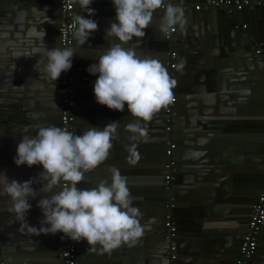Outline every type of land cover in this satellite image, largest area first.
I'll return each mask as SVG.
<instances>
[{
    "label": "crops",
    "instance_id": "0c3cea01",
    "mask_svg": "<svg viewBox=\"0 0 264 264\" xmlns=\"http://www.w3.org/2000/svg\"><path fill=\"white\" fill-rule=\"evenodd\" d=\"M258 1L264 2L262 0ZM197 4H202V2L194 3V7ZM76 7V15H83L85 18L90 19L94 17L92 20L98 24L97 30L92 33L89 40L80 45L81 49L79 51H75V55H81L82 58L87 56L86 61L87 63L90 62L87 67H89L92 65L91 61L96 63L103 51L114 42V38H108L105 35L106 25L108 22L111 23V21L106 22L109 16L106 13L109 9H105L102 5L100 9H93L94 15L88 17L86 12H83L78 6ZM189 10L188 8L183 9L185 17L194 15ZM203 12V9L198 11L194 8L197 24L201 23V20L202 24L208 22ZM33 25L35 26L24 25L28 28H25L22 33L26 32L20 49L13 46L14 39H12V45L9 40L4 38H1L0 42L3 44V51H8L6 58L8 64L12 69L19 70L22 75L26 76L34 93H37L32 94L34 100L30 98L33 101L32 110L35 113L42 114L37 109V97H41L42 93L46 91L45 87L47 85H52V81L47 78L46 73L43 71L44 65L47 63L44 51L46 48H60V43L58 31L52 30L50 22L46 18H44V23ZM42 31L45 32V36ZM174 35H180L178 25ZM136 42L134 38L129 46H133ZM1 49L2 47L0 52ZM136 50L141 57L146 55L159 60L161 63L164 59L160 46L152 42H148L145 50L137 48ZM96 79L97 76H93L87 71L79 84L78 100L79 104L84 106L81 111L79 134H82L88 126L103 129L111 122L117 123V130L111 139L108 159L93 172L86 174L81 187H93L91 185L94 180L97 182L107 178L105 174L115 168L126 178L127 186L132 191L134 183L129 182V178L154 179L153 177H156L155 174L158 172L155 167H159L163 162V113L160 110L154 114L151 121L145 123L134 120L129 115L127 106H125L123 112H117L97 104L93 92ZM16 83L21 84L22 81H16ZM260 90V96H262L260 104L259 98L258 103L253 97L251 100V103L255 104L258 109L260 108L258 122L256 123L257 130L264 129V86ZM58 93H60L58 90L53 91L54 96L51 97L53 101H59L60 96ZM238 98L242 101L245 99L244 96ZM51 99H46L43 102L38 101L37 104L41 111L50 112L53 105L50 102ZM227 103L230 106L225 105V107L231 113L237 105L229 102V99ZM55 112H57V109ZM211 115L207 116L205 121H201L197 129L196 124L195 126L193 124L187 126L186 122L182 120V126L186 130L196 131V134L187 133L184 129L179 130V142L184 145L180 146L176 152L179 157V183L174 188V197L176 203H178L176 220H178L182 229L178 245L181 254L191 253L197 247L203 251L201 256L194 257V259L189 258L190 254L186 255L187 262L193 260V264H232L233 256L230 253L232 251L236 252L238 241L245 231V223L250 217L251 203H253L255 195H258L261 191L260 171L263 165H260L258 159L253 155H249L237 146V141L227 143L217 140L222 138L215 135L216 130L209 128ZM222 117L226 116L223 115ZM41 119L44 120L40 125L34 122V125L31 124L23 128H20L18 124L13 125L12 128H4L0 137V179H2V174L6 175L9 181L14 179L21 183L35 178L33 187L39 189L41 182L38 174L43 171L42 167L29 168L26 165L17 167L14 163V157L22 137L34 138L38 134L40 126L60 127L56 116L55 118L45 116ZM130 124L146 129V133L130 132L128 128ZM263 139L262 132L259 131V136L254 142L258 141L262 144ZM134 153L138 154V158ZM133 161L135 162L133 163ZM244 179H254L255 181L245 182ZM135 185L140 187L141 191L153 192L150 188L153 187L154 182L149 181L143 185L135 183ZM39 195L43 194L39 193ZM2 198L4 208L0 210V221L3 225L1 230H3V237L7 239L2 241L0 251L3 248L8 255H15L13 258L17 259V262H12V264H61L60 253H55V248H53L57 246L56 242L51 241L47 235H40V237L35 233L29 235L25 233L27 229L21 230L23 232L19 231L20 222L16 221L14 215L10 213V199L3 194L2 187H0V200ZM40 198V196H37L36 199L29 200L32 207L26 219L31 226L40 224L43 220L42 212L37 207ZM5 199H8L9 202H6ZM144 204L143 207L139 208L142 214L140 223L147 227L143 236L135 245H122L111 251V253H103L97 247L94 253L82 255L78 264H165L159 260L154 261L155 255L160 253L164 245L161 225L163 219L161 215L158 217V207L161 203L144 201ZM261 241L264 244V232ZM229 242H231V246L227 247ZM59 249H61V246H59ZM18 250L26 255L17 254L19 253ZM229 251L231 252L229 253ZM13 258H11L12 261ZM258 263L264 264L263 253H260Z\"/></svg>",
    "mask_w": 264,
    "mask_h": 264
},
{
    "label": "water",
    "instance_id": "95a60500",
    "mask_svg": "<svg viewBox=\"0 0 264 264\" xmlns=\"http://www.w3.org/2000/svg\"><path fill=\"white\" fill-rule=\"evenodd\" d=\"M180 1L181 0H165V5L171 3L182 9L188 8L190 9L189 11H192L194 14L193 16H184L186 23L183 28L179 27L180 35H173L171 40L165 39V33L160 31L161 20L165 15V8H161L154 13L153 22L150 27L145 30V36L139 41V44H134L137 49L144 50L147 48L148 42L159 45L160 51L164 56L162 64L167 69L170 76L177 82L174 88V92L177 95V102L174 104L175 116L172 123L173 130L171 133L166 132L169 137L167 138L166 149L170 140L176 143V148L172 155V160L174 161V180L171 183L170 189H166L167 185L165 182V176L168 173L166 169L168 158L166 157L164 158L167 159V162L163 158L162 164L159 167H155L158 172L155 174L156 177H153L154 179L136 177L128 179L129 182L134 183L132 191L129 189L134 207H143L145 205L144 201L161 203L159 206L160 208L158 207V217L161 215L163 219L161 225L163 229L162 238L164 245L160 251L161 254L157 252L156 255L154 254V261L159 260L165 264H193V260L187 262L185 256L190 254L189 258L194 259V257L201 256L203 252L197 247L191 253L181 254L178 245L182 229L179 226L178 220H176L178 203H176L177 201L174 197V188L179 183V157L176 152L180 146L184 145L179 142V130L184 129L187 133L196 134V131L186 130L182 126V120L186 122L187 126L192 124L195 126L196 124L197 129L201 121H205L207 116L213 114L210 116L211 121L209 122V128L211 130H216L215 135L221 136L222 139L217 140L227 143L237 141V146L241 147L242 150L249 155H253L257 158L259 164L263 165L260 171L261 191L264 184V139L262 144L258 141L254 142L259 136V131L262 132L264 137V129L257 130L258 126L256 123L258 122L260 108L258 109L255 104L251 103L253 97L254 100L256 99V102L259 98L260 104L262 98V96H260V89L264 86V5L255 6L252 9L247 7L242 11L233 10L231 12L223 8L204 10L203 15L208 22L202 24L201 20V23L199 22V24H197L194 13L195 7L193 4L197 2L206 4L208 1L183 0L185 3L184 5H180ZM92 4L93 5H90L92 10L95 8L100 9L102 5H104L105 9H109L107 12L108 14L106 13V15H109L106 22L111 21V23L108 22L106 27L107 29L110 28V25L115 22V8L112 0H93ZM44 18L50 22V27L53 31H59V24L61 22L60 0H0V39L4 38L9 40L11 45L12 39H14L13 46L20 49L23 44V36L26 32L24 34L22 33L25 28H28L24 25L32 27L35 26L33 25L35 23H44ZM91 19H94V17ZM244 25H246L245 28L243 27ZM20 31L22 32L19 33ZM80 45L81 44L76 40L74 47L75 51L81 49ZM1 47L0 137L3 134L4 128H12V126L16 124H18L20 128H23L31 124L34 125V122L40 125L44 120L41 118L45 116H51L52 118L56 116L60 125L62 111L60 100L61 93H58L60 96L59 101L56 102L51 99V97L54 96V90L60 92V78L56 82L52 81V85H47L45 87L46 91L42 93L41 97H37V109L42 114L35 113L31 108L33 102L31 99L34 100V95L32 94L37 93H34L32 87L28 83V78L22 75L19 70L12 69L8 64V59H6L8 51H3V44L0 42V48ZM260 48L262 52L258 54L257 51L260 50ZM172 51L177 52V66L175 69L169 70V54ZM75 57L76 65L82 67V70L76 73V105L73 110L75 134H79L81 128V111L84 106L79 104L78 89L81 80H83L85 76V72L88 71L89 67L87 66L90 62L87 63V56L82 58L81 55L77 54ZM91 64H93V61H91ZM16 81H22V83H19V85ZM241 96H244V101L238 98H241ZM46 99H51L50 102H52L53 105L51 106L50 112L48 111L45 113L40 110L37 103L38 101H46ZM228 99L229 102L237 105L231 113L225 107V105L230 106L227 103ZM56 109L57 112L54 113ZM161 111L163 113V126L166 127L165 110L161 109ZM223 115L226 117H222ZM228 146L230 145L228 144ZM105 176H107V178L103 180L110 183L111 172H107ZM149 181L152 183L154 182L153 187L150 188L153 192L141 191V188L135 185V183L143 185ZM244 181L254 182L255 180L244 179ZM99 182L100 181L95 182L94 180L91 186L94 187ZM81 186L82 183L78 185V187L82 188ZM135 187L137 188L135 189ZM261 191L258 195H255V199L253 203H251L252 207ZM252 194L254 195L253 192ZM170 200L174 202L175 207L172 210V214L177 227L176 237L174 239L177 258L174 261H170L167 258L170 243L166 239L167 229L165 227V216L167 211L165 207ZM5 201L9 202L8 199H5ZM3 202L4 200L2 198L0 200V210L4 208ZM252 207L249 209L250 216ZM249 220L250 217L247 223H245V231L239 240L240 242L238 241L236 252L229 251L233 256L232 264H234L237 257L240 256V243L248 230ZM34 226L39 228L40 224H35ZM2 227V221H0V230ZM16 232H18V230H16ZM263 232L264 225L261 227V231L258 235V250L256 254L248 260V264H259L258 260L260 258V253L264 254V244L261 241ZM25 233L31 234L28 231H25ZM3 236V230H1L0 247L2 241L7 239ZM38 236L40 237V235ZM47 237H49L51 241L57 243V246L53 248H55V253H60L59 246H61V240L59 239V234L47 235ZM76 244L78 261L81 260L82 255H89L95 251L88 248L86 242ZM229 246H231V242L227 245V247ZM18 252L17 254L26 255L20 250H18ZM13 256L15 255L10 256L5 253V250L2 248V251H0V264H2V262H4V264L16 263L17 259H14ZM11 258H13V261ZM18 260L23 261L22 259Z\"/></svg>",
    "mask_w": 264,
    "mask_h": 264
},
{
    "label": "clouds",
    "instance_id": "9594fccd",
    "mask_svg": "<svg viewBox=\"0 0 264 264\" xmlns=\"http://www.w3.org/2000/svg\"><path fill=\"white\" fill-rule=\"evenodd\" d=\"M72 2L88 17L94 15L90 7L93 0ZM112 3L115 22L105 30V35L114 38V42L88 68L91 75L97 76L93 88L95 101L117 112H123L127 106L134 120L146 123L172 103L177 82L159 60L139 56L135 45L145 36L158 9L165 8L160 24V31L165 34L174 26L184 27V12L171 3L165 5V0H112ZM74 24V38L81 45L98 28L94 20L83 15H75ZM134 38L136 44L129 46ZM44 55L47 63L43 71L53 82L72 68L71 48H46ZM128 128L132 133H146V129L135 124ZM116 130V122L103 129L88 126L76 135L56 126H40L34 138H21L14 163L17 167L40 166L43 171L38 174L39 189L33 187L35 178L21 183L9 181L2 174L0 179L2 192L11 202L9 211L20 222V230L27 229L37 235L61 234V239L86 242L88 248L99 247L103 253L138 242L147 226L140 223V209L133 206L127 180L118 169H111L110 183L101 180L91 188L78 187L86 174L108 159ZM134 155L138 158V154ZM37 196L41 197L37 207L43 215L39 228L31 226L26 219L32 207L29 200Z\"/></svg>",
    "mask_w": 264,
    "mask_h": 264
},
{
    "label": "built area",
    "instance_id": "2783aa9c",
    "mask_svg": "<svg viewBox=\"0 0 264 264\" xmlns=\"http://www.w3.org/2000/svg\"><path fill=\"white\" fill-rule=\"evenodd\" d=\"M184 1H180V5H184ZM264 5V2L260 1H252V0H209L206 4H197L195 6L196 10L200 11L215 9V8H223L229 12L242 11L244 8H254L255 6ZM76 6L72 0H60L61 7V22L59 24V43L60 48L68 49L71 48L73 50L74 56L72 58V68L66 72L62 73L60 76V93H61V104L62 111L60 117V127L62 129H66L75 134L74 128V116L73 110L76 105V73L82 70V67L76 65V57H75V42L74 32L76 26L74 24L75 17V9ZM244 28L246 25L243 26ZM177 30V26H174L172 30H170L167 34H165L166 40H171L174 33ZM262 49L257 51L258 54H261ZM177 52L172 51L169 55L168 67L169 70H173L177 66L176 62ZM173 101L169 104L165 109V122H166V130L171 133L173 130V119L175 116L174 112V104L177 102V95L173 89ZM176 148V143L173 140H170L167 144L166 149V157L168 158V162L166 164V169L168 171L165 176L166 189H170L171 183L174 180L173 176V166L174 161L172 160L173 151ZM174 202L170 200L166 204V216H165V227L167 229L166 238L170 243L169 253L167 258L170 261H174L177 258L176 255V245L174 243V239L176 237L177 227L173 220L172 210L174 208ZM264 225V184L261 193L259 194L255 204L252 207V213L250 216V220L248 222V230L243 236V240L240 243V256L237 257L234 264H248V260L253 257L258 250V235L261 231V227ZM61 264H78L77 257V244L67 238L61 239ZM174 243V244H173Z\"/></svg>",
    "mask_w": 264,
    "mask_h": 264
},
{
    "label": "flooded vegetation",
    "instance_id": "af4514ba",
    "mask_svg": "<svg viewBox=\"0 0 264 264\" xmlns=\"http://www.w3.org/2000/svg\"><path fill=\"white\" fill-rule=\"evenodd\" d=\"M163 110H165L166 109V107L165 108H162ZM61 128V127H60ZM167 130H166V127L164 126V145H163V149H162V153H163V156L164 157H166V142H167V138H169L168 137V135H167ZM163 157V158H164ZM167 158V157H166ZM165 159V158H164ZM166 160V162H167V159H165Z\"/></svg>",
    "mask_w": 264,
    "mask_h": 264
}]
</instances>
